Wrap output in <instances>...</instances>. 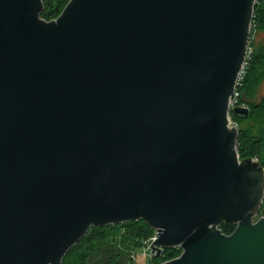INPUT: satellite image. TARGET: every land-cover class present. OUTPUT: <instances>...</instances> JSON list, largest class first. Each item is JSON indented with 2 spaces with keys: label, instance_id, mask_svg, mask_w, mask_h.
<instances>
[{
  "label": "water",
  "instance_id": "95a60500",
  "mask_svg": "<svg viewBox=\"0 0 264 264\" xmlns=\"http://www.w3.org/2000/svg\"><path fill=\"white\" fill-rule=\"evenodd\" d=\"M260 0H0V264L145 220L159 264H264V165L232 107ZM236 224L226 233L221 225Z\"/></svg>",
  "mask_w": 264,
  "mask_h": 264
},
{
  "label": "trees",
  "instance_id": "16d2710c",
  "mask_svg": "<svg viewBox=\"0 0 264 264\" xmlns=\"http://www.w3.org/2000/svg\"><path fill=\"white\" fill-rule=\"evenodd\" d=\"M69 0H44L42 16L52 19L60 15ZM251 52L239 90V102L250 108L247 115L232 113L238 122V148L242 157L252 156L264 165V0L256 4L251 36ZM226 233L236 224L221 225ZM155 230L143 219L107 226H92L89 232L65 256L63 264H147L137 261L139 249ZM181 249H167L161 256H152L150 264H159L178 256ZM135 254V256H134Z\"/></svg>",
  "mask_w": 264,
  "mask_h": 264
},
{
  "label": "built area",
  "instance_id": "2783aa9c",
  "mask_svg": "<svg viewBox=\"0 0 264 264\" xmlns=\"http://www.w3.org/2000/svg\"><path fill=\"white\" fill-rule=\"evenodd\" d=\"M252 50H251V48H249V53H248V57H249V55H250V52H251ZM248 63V62H247ZM246 66H247V64L245 65V67H244V69L241 71V73H240V76H239V81H238V87H239V85H240V83H241V81H242V79L244 78V75H245V72H246ZM238 87H237V90H236V92H235V94H234V96H233V101H232V107H235V106H238V105H243V106H248L246 103H240L239 102V90H238ZM235 121V120H234ZM235 123L236 124H238V122L237 121H235ZM262 215H264V200H263V204H262V207H261V210H260V213H259V217L260 216H262ZM154 238H155V235L151 238V240L153 241L154 240Z\"/></svg>",
  "mask_w": 264,
  "mask_h": 264
},
{
  "label": "rangeland",
  "instance_id": "374dc122",
  "mask_svg": "<svg viewBox=\"0 0 264 264\" xmlns=\"http://www.w3.org/2000/svg\"><path fill=\"white\" fill-rule=\"evenodd\" d=\"M134 256H135V254H134ZM151 257H152L151 251H148L147 246L146 245H143V247H141V249H139V251H138L137 261L142 262V263H145V262L148 261L147 264H150L149 259Z\"/></svg>",
  "mask_w": 264,
  "mask_h": 264
},
{
  "label": "flooded vegetation",
  "instance_id": "af4514ba",
  "mask_svg": "<svg viewBox=\"0 0 264 264\" xmlns=\"http://www.w3.org/2000/svg\"><path fill=\"white\" fill-rule=\"evenodd\" d=\"M155 235V234H154ZM151 244H152V240L151 238L147 239L146 242H145V245L147 246L148 248V251H151L152 253V256H161L163 255L167 249H171V248H174V247H171V248H163V250H161V252L159 253L158 251H155V252H152L151 250ZM177 248H180V247H177ZM181 249V248H180ZM181 252H182V249H181Z\"/></svg>",
  "mask_w": 264,
  "mask_h": 264
}]
</instances>
